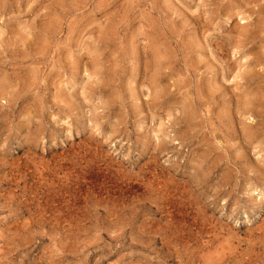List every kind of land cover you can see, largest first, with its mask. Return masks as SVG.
<instances>
[{
  "label": "rangeland",
  "instance_id": "obj_1",
  "mask_svg": "<svg viewBox=\"0 0 264 264\" xmlns=\"http://www.w3.org/2000/svg\"><path fill=\"white\" fill-rule=\"evenodd\" d=\"M0 264H264V0H0Z\"/></svg>",
  "mask_w": 264,
  "mask_h": 264
}]
</instances>
